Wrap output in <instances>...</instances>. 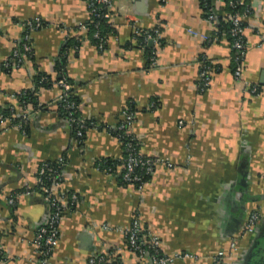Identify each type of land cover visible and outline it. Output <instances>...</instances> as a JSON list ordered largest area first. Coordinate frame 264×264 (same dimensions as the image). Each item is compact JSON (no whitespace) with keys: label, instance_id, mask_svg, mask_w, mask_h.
Wrapping results in <instances>:
<instances>
[{"label":"crops","instance_id":"1","mask_svg":"<svg viewBox=\"0 0 264 264\" xmlns=\"http://www.w3.org/2000/svg\"><path fill=\"white\" fill-rule=\"evenodd\" d=\"M244 1L247 53L237 80L221 24L224 0H212L214 21L201 0H114L104 50L81 29L92 19L86 0H0V110L27 92L37 102L26 133L0 125L1 264L38 261L33 242L50 208L37 176L60 158L66 165L56 193L65 212L51 264H90L97 256L107 264H149L128 247L134 220L159 239L162 255L191 256L173 264H213L220 251L224 264H264V0ZM34 19L44 27L31 34L32 54L5 70L23 24ZM135 27L160 30L158 43L148 45L154 65ZM217 33L219 41L206 39ZM204 64L211 80L200 92ZM63 73L74 82L79 116L91 123L82 144L59 107ZM41 74L51 82L38 88ZM248 84L260 93L248 92ZM126 109L135 113L131 129L142 156L173 164L157 165L142 191L119 179L124 148L114 134ZM253 213L259 221L248 233Z\"/></svg>","mask_w":264,"mask_h":264},{"label":"built area","instance_id":"2","mask_svg":"<svg viewBox=\"0 0 264 264\" xmlns=\"http://www.w3.org/2000/svg\"><path fill=\"white\" fill-rule=\"evenodd\" d=\"M91 16L97 19H106L110 22L111 20V9L113 8L114 0H86ZM244 0H239L238 5H244ZM236 7V6H235ZM249 13V10L246 9L243 13H233L226 16V22L230 23V35L232 37V61L234 63V77L237 80H240L243 63L247 53V42L244 36V26L243 18ZM209 19L214 21L215 15L213 9L209 11ZM24 27V36L20 48H17L13 51L12 55L5 61L4 68L5 70L11 71L13 69L20 68L23 64L25 58L32 54V46L30 44L31 34L35 31H38L44 27V23L40 19L30 20L23 24ZM134 27V26H133ZM82 30H87L86 25L81 26ZM139 37L143 38L141 41V47L144 51L146 48H149V43L152 41V44H157L159 41L160 30H142L138 27H135ZM191 34H194L190 31ZM94 39L98 40V48L104 50L107 43V39L101 37L99 32L94 34ZM207 40L217 42L219 41V33L215 34L212 38H206ZM154 49V46H152ZM151 62L155 64V51L151 54ZM205 65V64H204ZM210 68L208 65L203 67L201 72L200 81H199V90L204 92L210 85ZM58 85L61 87L62 94L58 101L61 104H65L66 109L73 110L69 113L68 122L71 126L76 128V135L79 144L83 143L85 132L88 127L87 123L83 122L80 118H77L74 110H77V105L73 102H69L68 95L71 91V84L67 78H63L58 82ZM246 90L253 95H258L260 93V87L257 85H246ZM155 107V104H152V108ZM34 114L33 110L28 107L21 117V122L14 124L13 117H5L3 114H0V125L9 123L11 126H15L22 133L25 132V124H27L32 119ZM135 123V113L131 109H126L122 113V122L115 130V136L121 141L125 147L126 156L123 159V171H122V180L124 183L134 186L137 190L142 191L146 185L145 178L151 176L154 172L157 165H166L169 168L173 167V164L161 157H144L142 156L139 148V142L137 138L132 133V126ZM58 166L56 169L50 166L48 163L42 164L38 176V184L44 182L43 176L48 173L51 176L53 185L51 188L42 186L41 194L44 198V201L49 205L50 213L47 221L41 225L36 232V236L33 242V245L38 251L39 259L36 264H51V256L59 242L60 237V224L64 216L65 207L62 204L63 196H60L56 193V189L61 186L62 183V173L66 165L64 158H60L57 161ZM62 172V173H61ZM30 191L25 192H15L9 197V204L14 205L17 200L24 194H30ZM73 203L77 200V197L73 195ZM259 221L258 213H253L249 217V220L246 225V232L253 233L255 227ZM106 229H110L106 227ZM127 242L129 249L140 258L149 259V264H173L176 259H188L191 256L178 255L175 257H167L161 254L160 252V242L157 237L153 234L144 230L138 220H134L129 229L127 230ZM231 249L236 251L237 245L233 243ZM226 253L220 251L214 258L213 264H224ZM6 258L3 255L0 249V264L5 262ZM90 264H107V260L104 256H97L90 259Z\"/></svg>","mask_w":264,"mask_h":264},{"label":"trees","instance_id":"3","mask_svg":"<svg viewBox=\"0 0 264 264\" xmlns=\"http://www.w3.org/2000/svg\"><path fill=\"white\" fill-rule=\"evenodd\" d=\"M224 1L226 2L225 8H224V12H225L226 15H225V17L222 20L223 23L221 22V24H222V27H225L224 29H226L227 35H228V37H229V39L231 40V43H232V37L230 35L231 25H230V23L226 22V16L228 14H233V13H238V12L239 13H243L247 9V5H246L245 1H244V3H245L244 5H238L239 4V0H224ZM201 5H202L203 10L207 13V16L209 17L210 9L214 8L212 0H201ZM213 11H214V9H213ZM86 26H87L88 36L92 37L97 45L99 44V42H98V40L94 39V34L96 32H99L101 37H103L105 39H107V37H108V35L110 33H113L112 32V28L109 25V21L106 20V19H102V18L97 19V18H93V16H92L91 22H89ZM243 26H244V24H243ZM219 36H220V33H219ZM139 39H140V41L143 40V38H141V37H139ZM73 40L74 39H70L69 40V42H68L69 46L71 45V42ZM153 51H154V49H152V48H146L145 52L148 54L150 59H151V56H152L151 54L153 53ZM63 78H67V80L70 82V84L72 86L71 91L69 92V95H68V99H69V102H73V103H75L77 105V110L75 109L74 112H75L76 117L81 119V117L79 116V111H78V100H77V98L74 95V82L69 80V78L64 73L62 74V76L58 80V82L61 79H63ZM50 82H51L50 77L48 75H45V74H41V75H39L36 78V86L38 88L42 87V86H48L50 84ZM58 103H59V107L61 109L62 115L67 120L68 117H69V113L71 111H73V110L66 109L65 104H61L60 101H58ZM28 107H31L34 113L36 112L37 102L35 101V94L34 93L32 94L31 92H27V93H23V94L18 95L16 104L15 105H11V106H9L6 109H1L0 110V114H3L5 117H8V118L14 116L13 123L17 124V123L22 121L21 117L23 115V112ZM83 122L87 123V125H89V126L91 124V123H88V122H86L84 120H83ZM29 123H30V121L27 124H25V132H27ZM72 128H73L74 135L77 138L76 128L74 126H72ZM115 134H116V132H115ZM123 148H124V157H125L126 156V152H125L124 145H123ZM46 163H48L50 166L54 167V169H56V167L58 166L57 161L56 162H46ZM104 166H105L106 169L111 170V169L114 168V163L106 161ZM150 177L151 176H147L145 178L146 183L150 180ZM42 178H43L44 182L42 184H38L37 185V189L39 191H41L42 186H46L48 188H51L52 185H53V182L51 180L50 174L46 173ZM119 179H120V181L123 184L129 185V184H126V183L123 182L122 174L120 175ZM112 264H118L117 260L113 261Z\"/></svg>","mask_w":264,"mask_h":264},{"label":"water","instance_id":"4","mask_svg":"<svg viewBox=\"0 0 264 264\" xmlns=\"http://www.w3.org/2000/svg\"><path fill=\"white\" fill-rule=\"evenodd\" d=\"M152 43H153V42L151 41V42H150V45H152ZM250 262H251V261H250V259H249V261H248L247 263H245V264H251Z\"/></svg>","mask_w":264,"mask_h":264}]
</instances>
